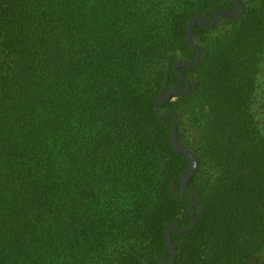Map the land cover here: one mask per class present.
Wrapping results in <instances>:
<instances>
[{
    "label": "trees",
    "instance_id": "16d2710c",
    "mask_svg": "<svg viewBox=\"0 0 264 264\" xmlns=\"http://www.w3.org/2000/svg\"><path fill=\"white\" fill-rule=\"evenodd\" d=\"M238 5L0 0V264H260L264 0Z\"/></svg>",
    "mask_w": 264,
    "mask_h": 264
},
{
    "label": "rangeland",
    "instance_id": "374dc122",
    "mask_svg": "<svg viewBox=\"0 0 264 264\" xmlns=\"http://www.w3.org/2000/svg\"><path fill=\"white\" fill-rule=\"evenodd\" d=\"M239 3L238 8L234 14H230V19H233L234 17H240L243 13V6L245 3H248L249 0H237ZM228 20H223L221 22L214 21L211 23V26H213L212 34L211 36H215L220 31L228 30L230 29V25L227 23ZM216 26V27H215ZM195 43L196 41L193 40ZM196 46H198L199 49H202V44H199L196 42ZM195 82L192 79L189 83V87L194 86ZM184 93L181 88H174L171 91L168 92V94L164 97L163 101H166L168 98L177 99V95H181ZM256 117L258 119V123L260 127L264 131V64L261 69L260 75H259V85H258V92L255 98V102L253 104ZM159 113L161 114H167L168 111L164 110L163 108H159ZM175 114V144L178 150L183 151L186 153L190 160H191V166L192 169L195 168L197 157L199 155V135L196 131V129L192 126L191 122L188 119V115L185 114L181 109H179ZM172 251V260L174 259L176 255V250L174 247L171 249ZM257 260L260 262V264H264V251L260 253L257 257Z\"/></svg>",
    "mask_w": 264,
    "mask_h": 264
}]
</instances>
